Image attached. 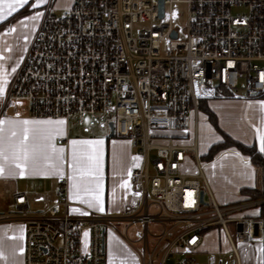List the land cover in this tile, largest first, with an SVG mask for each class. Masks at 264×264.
I'll return each instance as SVG.
<instances>
[{
	"label": "built area",
	"instance_id": "2783aa9c",
	"mask_svg": "<svg viewBox=\"0 0 264 264\" xmlns=\"http://www.w3.org/2000/svg\"><path fill=\"white\" fill-rule=\"evenodd\" d=\"M55 1H47L7 100H25L36 118H74L85 130L112 123L139 161L130 173L134 199L120 212L74 213L65 175L45 208L32 210L26 193H15L0 225L24 226V264H106L109 230L139 264H202L168 262L202 252L211 229L226 235L234 256L227 262L220 251L207 264H243L236 242L260 244L264 264V178L259 197L220 205L197 149L202 104L238 91L264 102V0H162V14L161 0H73L59 14ZM178 4L187 6L182 28Z\"/></svg>",
	"mask_w": 264,
	"mask_h": 264
},
{
	"label": "crops",
	"instance_id": "0c3cea01",
	"mask_svg": "<svg viewBox=\"0 0 264 264\" xmlns=\"http://www.w3.org/2000/svg\"><path fill=\"white\" fill-rule=\"evenodd\" d=\"M65 1L64 8L72 5L73 0ZM7 15L0 14V21ZM39 21L38 17L30 36H22L16 21L0 31V167L4 169L0 175V213L12 208L14 194L18 192L26 193L32 210L49 206L56 199L57 178L62 175L68 178L74 213L120 212L134 199L130 173L139 157L130 137L111 135L110 128L108 135L91 128L77 133L71 121L36 118L25 100H7L14 74ZM250 103L258 105L254 100ZM254 113L253 131L242 139L232 137L219 127L232 138L247 145L254 144L261 151L264 148V102ZM26 131L27 140L24 139ZM60 136H67L62 144L57 142ZM215 136L211 144L219 140V135ZM24 146L30 151L34 149L33 158L27 162L19 159ZM17 163L21 168L16 167ZM205 164V177L211 191H216L224 201L234 200L243 190L256 187V166L234 147L220 151ZM237 172L238 179H234ZM85 238L88 240V234ZM24 239L23 225H0V252L6 258L0 259V264H24ZM105 248L106 264H139L123 238L111 230L105 233Z\"/></svg>",
	"mask_w": 264,
	"mask_h": 264
},
{
	"label": "rangeland",
	"instance_id": "374dc122",
	"mask_svg": "<svg viewBox=\"0 0 264 264\" xmlns=\"http://www.w3.org/2000/svg\"><path fill=\"white\" fill-rule=\"evenodd\" d=\"M47 1L48 0H28V2L23 5L15 4V10L13 11L12 9L8 8L6 5L9 3H15V0H5V2L0 3V14L3 13V14H8V15L6 16L5 19L0 21V23H2L12 14L18 13L16 22L19 23L20 32L21 34H23L22 36H30L33 30L35 29V25L37 23L38 17L41 18L43 14V10L45 9L47 5ZM65 2H66L65 0H56L55 3L53 4L52 12L55 14L62 13L65 9H67V8H64ZM176 9L180 13V16L176 24L177 26L182 28L186 22L187 6L186 4H178L176 6ZM243 93H244L243 91H238L237 95L233 96V94H231L230 92H224L222 96L212 99L209 101V103H207L209 105V108L216 114L218 118V127L220 126L222 129L230 133L232 137L236 139L238 138L240 139L241 137H246L247 136L246 134H250L253 131V124H254V118H255L254 111L256 110V108H258V105L263 102L262 98H246ZM246 100H250V101H246ZM252 100L258 102V105L255 104L257 105L256 108H255V105L254 106L251 105L253 104V103H250ZM71 126L75 132L77 133L83 132L82 127H78L77 125H75L74 118L71 119ZM90 128L94 130L95 132H103L107 135L109 134L108 127L100 128L98 126H94ZM214 134L219 135V140L216 142H213L212 144L221 142L224 140L223 135L221 134V131H219L217 127L210 121L208 109L201 108L199 112L197 149H198V154L200 156L201 163L203 164L204 173H206L205 162L208 161L205 155L207 154L208 147H211L212 145L211 144L212 139L216 137ZM221 136H222V139H221ZM183 143L192 144L193 138L189 137L187 140L183 141ZM262 151L263 150L261 151L258 150V152L261 155H262ZM192 171L193 172L195 171L194 166L192 167ZM233 176H234L233 178L236 179L238 177V172ZM255 177H256L255 179L256 187L262 188L263 186L262 166H256ZM213 191H212L213 196L216 202L220 205L240 202L242 201L243 196L252 197L251 194L249 195L247 192L242 191L241 196L239 195L238 198L234 200L224 201L220 198V196L217 195L216 191L214 192ZM206 200L208 202L210 201L208 190H206ZM11 209L12 208H8L7 210H11ZM118 226L120 227L121 231L124 234H126V225L123 223H119ZM137 228H139V226ZM135 229H136L135 227H132L131 230L128 231V234L131 238L132 236H134L132 230H135ZM124 242L128 245V243L125 240ZM128 246L130 247V245ZM236 246L241 255L243 264H262L261 262L262 254H261L260 244L251 243V242H243V243L236 242ZM130 250H131V254H133V256L137 258V255L131 249V247H130ZM201 250L202 252H199V253L177 254L173 258H171V260L168 263H172V261L179 259V258L191 257V258L196 259L198 262L202 264H207L209 261V257L213 255H219L218 252L220 251L224 252L223 256L227 262L231 261L234 256L233 252L230 249V243L226 235H224L223 233L215 229H211L207 231L204 237L203 244L201 246ZM124 252L126 251L124 250ZM131 259L133 258L131 257Z\"/></svg>",
	"mask_w": 264,
	"mask_h": 264
},
{
	"label": "trees",
	"instance_id": "16d2710c",
	"mask_svg": "<svg viewBox=\"0 0 264 264\" xmlns=\"http://www.w3.org/2000/svg\"><path fill=\"white\" fill-rule=\"evenodd\" d=\"M24 12V11H23ZM18 16V13H14L11 16H9L6 20H4L2 23H0V31L12 24L16 21ZM202 108L208 109L209 111V119L210 121L217 127L219 131H221V134L223 135V141L217 142L211 145L209 148V151L205 155L206 159L212 160L214 157L222 150L235 147L238 150H240L243 154L248 155L250 157V161L256 165V166H262V172H263V178H264V158L263 156L258 152L255 145H246L234 138H232L230 135L225 133L218 127V118L216 114L209 108V105L207 103L202 104ZM244 192H247L249 195L251 194L252 197H259L262 194L261 188H247L243 190Z\"/></svg>",
	"mask_w": 264,
	"mask_h": 264
},
{
	"label": "snow or ice",
	"instance_id": "6c2138e0",
	"mask_svg": "<svg viewBox=\"0 0 264 264\" xmlns=\"http://www.w3.org/2000/svg\"><path fill=\"white\" fill-rule=\"evenodd\" d=\"M3 2H5V0H0V3H3ZM27 2H28V0H15V3H9L6 6L14 11L15 10V4L23 5V4L27 3ZM0 91H2V90H0ZM0 123H2V122H0ZM24 123L27 124L28 122L25 121ZM60 123H63V122L61 121ZM24 139L25 140L28 139L27 131L25 133ZM22 150H23V155H22V157H19V159H22L24 162H27V161H29L30 159L33 158L34 149L32 151H30L27 146H24ZM262 150H264V149H262ZM16 167L17 168H21V164L20 163H17L16 164ZM3 172H4L3 167H0V175H2ZM21 174H23V172H21ZM85 235H87V233H85ZM0 259H6L3 256V253L2 252H0Z\"/></svg>",
	"mask_w": 264,
	"mask_h": 264
},
{
	"label": "water",
	"instance_id": "95a60500",
	"mask_svg": "<svg viewBox=\"0 0 264 264\" xmlns=\"http://www.w3.org/2000/svg\"><path fill=\"white\" fill-rule=\"evenodd\" d=\"M160 12H161V14L163 12V2H162V0H161ZM172 36L176 37V32H173ZM110 127H111V135H114V132H113V124L112 123L110 124Z\"/></svg>",
	"mask_w": 264,
	"mask_h": 264
}]
</instances>
